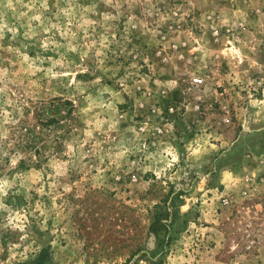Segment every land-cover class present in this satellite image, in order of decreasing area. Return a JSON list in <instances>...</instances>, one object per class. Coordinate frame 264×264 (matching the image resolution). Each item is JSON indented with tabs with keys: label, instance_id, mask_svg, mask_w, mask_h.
<instances>
[{
	"label": "rangeland",
	"instance_id": "rangeland-1",
	"mask_svg": "<svg viewBox=\"0 0 264 264\" xmlns=\"http://www.w3.org/2000/svg\"><path fill=\"white\" fill-rule=\"evenodd\" d=\"M40 253L264 264V0H0V264Z\"/></svg>",
	"mask_w": 264,
	"mask_h": 264
},
{
	"label": "trees",
	"instance_id": "trees-1",
	"mask_svg": "<svg viewBox=\"0 0 264 264\" xmlns=\"http://www.w3.org/2000/svg\"><path fill=\"white\" fill-rule=\"evenodd\" d=\"M166 224L162 221V213L161 211H155L153 213V219L149 225V231L153 234L158 233L162 229H164ZM44 255L40 253L37 257H35L31 262L28 264H43L44 262Z\"/></svg>",
	"mask_w": 264,
	"mask_h": 264
}]
</instances>
